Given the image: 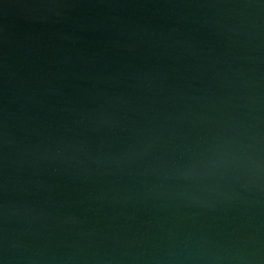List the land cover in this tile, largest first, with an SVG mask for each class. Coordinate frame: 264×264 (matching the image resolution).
<instances>
[{
	"label": "water",
	"instance_id": "1",
	"mask_svg": "<svg viewBox=\"0 0 264 264\" xmlns=\"http://www.w3.org/2000/svg\"><path fill=\"white\" fill-rule=\"evenodd\" d=\"M0 264H264V0H0Z\"/></svg>",
	"mask_w": 264,
	"mask_h": 264
}]
</instances>
